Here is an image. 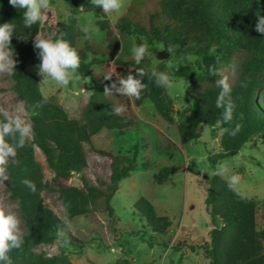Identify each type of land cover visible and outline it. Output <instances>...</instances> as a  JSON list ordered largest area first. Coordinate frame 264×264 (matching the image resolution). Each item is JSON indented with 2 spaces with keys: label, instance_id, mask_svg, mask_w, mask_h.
I'll use <instances>...</instances> for the list:
<instances>
[{
  "label": "trees",
  "instance_id": "trees-1",
  "mask_svg": "<svg viewBox=\"0 0 264 264\" xmlns=\"http://www.w3.org/2000/svg\"><path fill=\"white\" fill-rule=\"evenodd\" d=\"M134 1L117 20L116 31L110 27L106 13L98 7L94 8L98 17L96 24L105 32L104 47L95 43L79 47L78 43L85 37L78 22L79 0H71L69 22L59 23L54 32L56 35L62 33L79 53L81 64L78 75L91 78L90 91L93 94L84 108L83 120L79 121L71 119L52 98H46L40 91L39 78L27 71V66L38 59V50L33 43L38 32L44 33L43 25L38 23L32 28L24 27L23 10L11 6L9 0H0V24L13 22L15 25L11 45L17 61L16 70L11 75L13 88L30 116L33 129L29 142L17 149L15 160L6 165L10 198L17 201L25 226L22 247L10 253L13 264H72L64 250L57 255L36 251L40 245H53L57 241L75 248L79 256L83 253L85 243L44 203L42 195L45 191H58L64 210L71 219L98 208H102L112 219L116 216L112 200L121 183L130 178L137 168L138 145L132 155L97 151L112 158L110 183L105 189L91 186L85 179H81V186L72 185L69 181L88 165L84 144L91 143V139L102 130L124 131L135 125L132 117L111 113L113 103L104 96L106 84L92 73L94 66L115 62L112 65L117 72L131 67L126 76L129 73L137 75L138 68L150 64L146 58L137 65L132 55L116 60L122 46L119 35H134L137 45L145 40L152 46L164 44L167 47L171 44L175 57L191 54L202 59V73L190 67L172 71L174 77L189 81L190 95L186 107L176 110L168 89L156 86L148 74L142 78L145 88L135 104L141 106L150 101L165 121L177 124L183 144L199 141L203 125L223 129V151L208 158L212 166L236 157L253 137L264 138V34L255 30L257 14L264 16V0H159V6L139 11L138 16L134 13ZM152 1L145 0L146 3ZM212 44L217 45V50L210 55ZM237 52H245L248 57L240 63L239 77L232 85L233 120L218 125L223 111L215 106L220 91L216 86L219 77L212 75L210 70L232 67ZM157 67L160 71L166 69L164 64ZM237 125L239 131L233 135ZM36 148L43 153L54 173L53 183L57 189L45 179L43 166L36 157ZM175 173L177 169L166 166L153 178L156 184L164 185ZM194 174L203 176L208 184L206 204L212 217L211 242L202 250L210 263L264 264V229H257L256 203L242 197L235 188L230 189L227 180L220 175L207 176L200 171ZM25 178L35 183V193L21 183ZM134 207L154 233L164 234L170 228V219L158 216L155 207L146 198H140ZM58 229L65 230L66 242L57 240ZM121 264L130 262L125 260Z\"/></svg>",
  "mask_w": 264,
  "mask_h": 264
},
{
  "label": "rangeland",
  "instance_id": "rangeland-1",
  "mask_svg": "<svg viewBox=\"0 0 264 264\" xmlns=\"http://www.w3.org/2000/svg\"><path fill=\"white\" fill-rule=\"evenodd\" d=\"M133 1L123 0L122 9L119 14H114L112 19L106 14L110 27L114 31H116L117 20L128 11ZM158 4L159 0H153L152 3L135 0L134 13L138 16L139 11L144 12V9L150 6L157 7ZM51 6L47 13L48 18L42 23L44 31L42 35L46 37L51 36L58 29L59 23H67L71 18V0H51ZM82 7L85 13L80 11ZM78 9V22L81 29L84 27L91 29L88 36L85 35L80 40L79 47H85L88 43L104 47L105 32L96 24L98 17L90 0H79ZM91 12L94 13L89 14ZM119 37L122 43L121 49L123 47L120 57L131 56V48L137 45L134 35H119ZM148 45L157 60L171 59V54L163 60L157 58V55L162 52L160 44ZM193 57L194 63L188 65L182 57L174 56L172 68L166 67L164 70L173 81V86L168 89V92L174 99L176 110L188 105L190 84L187 79L174 77L172 71L190 67L197 73H202V59ZM247 57V53L237 52L233 58V66L222 68L228 75L231 85L236 83L240 63ZM147 60L151 62L150 58ZM39 63L40 60L37 59L27 66V71L36 75L41 83L42 78L37 75L36 68ZM112 63L94 66L93 75L110 85L116 80V74L126 77V73L131 70V67H125L121 72H117ZM106 74H114L112 81L104 79ZM90 84V77L78 75L77 79L70 81L64 87L49 82L44 85L43 95L48 99L52 98L71 119L82 121L84 108L90 97L86 93L91 92ZM13 86L11 75L0 74V103L7 101L18 107L24 118L32 125L30 116L25 111L24 104L15 93ZM107 97L113 104L124 105L126 110L121 115L132 117L135 125L124 131L102 130L91 139V143L84 144L88 165L81 173L75 174L69 183L81 186V179H85L89 185L105 189L110 183L112 158L97 151L101 150L113 155H132L135 146L138 145L137 168L130 178L121 183L112 200L116 216L112 219L102 208H98L87 215L71 219L64 210L58 191H45L42 195L44 203L54 210L72 233L85 243V246L80 256L77 255L75 248L60 241L53 245H40L36 247V251L57 255L64 250L69 254L72 264H121L125 260H128L130 264H211L202 250V247L211 242L212 217L206 204L208 184L203 176L196 175L194 172L200 171L207 176L213 175L216 165L212 166L208 158L223 151L221 136L224 130L219 126L203 125L199 141L183 144L177 124L165 121L150 101L147 100L141 106H136V97L128 98L118 94ZM35 153L43 166L45 179L54 185V173L48 167L43 153L39 148H36ZM12 160L14 161L15 158L9 161ZM223 162L226 163L228 172L221 177L225 180L231 175L239 177V183L234 188L242 197L256 203L257 229H264V138L253 137L236 157ZM166 166L174 167L177 173L172 175L166 184L158 185L153 177ZM54 186L57 189V186ZM140 198L150 201L158 216L170 219L171 226L166 233H154L146 220L137 212L134 206ZM0 203L15 206L14 210L21 220L22 231L25 232L18 203L10 198L8 179L0 182Z\"/></svg>",
  "mask_w": 264,
  "mask_h": 264
},
{
  "label": "clouds",
  "instance_id": "clouds-1",
  "mask_svg": "<svg viewBox=\"0 0 264 264\" xmlns=\"http://www.w3.org/2000/svg\"><path fill=\"white\" fill-rule=\"evenodd\" d=\"M11 6L18 10H23V24L26 28H32L35 24H42L47 18V13L51 9V0H9ZM93 8H100L108 15L110 19L114 14H119L123 7V0H90ZM85 13L84 8L80 9ZM91 12L89 14H92ZM88 15V14H87ZM255 30L264 34V16L257 14V23ZM82 31L86 37L90 33V27H84ZM15 32L13 22L0 24V74L12 75L16 70L17 61L14 58L15 52L12 48V38ZM33 47L38 50V59L40 63L36 66L37 75L42 78L39 84L40 91L44 94V85L54 82L59 87L67 86L70 81L78 78V70L81 64V58L77 50L64 39L63 34L44 36L40 32L35 36ZM161 51L166 50L171 53V59L159 61L154 53L149 50V45L145 40L139 45L131 48L132 59L135 64L139 65L142 61L150 58V64L144 68L136 70L137 75L129 73L126 77L116 74L117 78L110 85L104 86V96H116L138 98L145 88L142 78L148 74L150 79L154 80L156 86L171 89L173 81L168 72L158 70V64H164L167 68H172L174 59L173 46L171 44L160 45ZM217 45L212 44L209 47V54H215ZM121 52L117 55L119 59ZM183 61L188 65L194 63L195 58L191 54H185ZM115 63V62H113ZM212 75L219 78L216 80V86L220 89L215 106L222 109L221 118L217 124L229 123L233 120L234 102L232 99V85L229 82L228 75L223 70L211 69ZM114 74L104 75V79L112 81ZM86 92V91H85ZM88 95L93 92H86ZM125 106L113 104L111 113L119 116L125 111ZM239 131V125L233 130L235 135ZM33 129L31 124L21 114V110L9 104L7 101L0 103V182L8 179L6 175V165L10 159H14L17 155V149L25 147L32 137ZM228 167L225 162H218L213 175L225 176ZM30 191L36 192V185L30 179L21 181ZM239 183L237 175L227 177V184L233 189ZM14 205L0 203V264H13L10 253L14 249L22 247L23 231L21 228V220L14 210ZM57 240L67 241V234L64 229H58L56 233Z\"/></svg>",
  "mask_w": 264,
  "mask_h": 264
},
{
  "label": "water",
  "instance_id": "water-1",
  "mask_svg": "<svg viewBox=\"0 0 264 264\" xmlns=\"http://www.w3.org/2000/svg\"><path fill=\"white\" fill-rule=\"evenodd\" d=\"M169 53H167L166 51H162L157 55V58L160 60L166 59L169 57Z\"/></svg>",
  "mask_w": 264,
  "mask_h": 264
}]
</instances>
